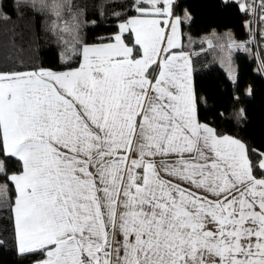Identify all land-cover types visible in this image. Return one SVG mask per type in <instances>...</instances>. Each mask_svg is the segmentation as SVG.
Listing matches in <instances>:
<instances>
[{"label": "snow or ice", "instance_id": "6c2138e0", "mask_svg": "<svg viewBox=\"0 0 264 264\" xmlns=\"http://www.w3.org/2000/svg\"><path fill=\"white\" fill-rule=\"evenodd\" d=\"M174 2L132 0L111 43L65 23L77 68L0 73L18 250L36 264H264V152L254 165L199 120Z\"/></svg>", "mask_w": 264, "mask_h": 264}, {"label": "trees", "instance_id": "16d2710c", "mask_svg": "<svg viewBox=\"0 0 264 264\" xmlns=\"http://www.w3.org/2000/svg\"><path fill=\"white\" fill-rule=\"evenodd\" d=\"M53 5L60 6L59 17ZM185 10L192 15L190 30L194 34L232 28L247 40L246 47L235 54V82L220 65L210 64L203 53L194 58L193 85L199 120L220 135L244 142L255 165L260 157L252 150L264 152V72L258 62L264 67V29L258 25L254 35L250 24L245 25L236 0H178L174 14ZM136 14L132 0H0V73L76 68L82 58L65 43L71 39L69 33L60 30L65 23L79 25V36L86 44L108 43L113 41L119 24ZM5 16L8 18H2ZM127 37L126 33V42ZM180 49L186 48L183 45L176 50ZM249 83L253 91L247 95ZM0 161L7 173L0 174V184L7 185L6 196H0V264H36L44 258L42 253L18 250L12 203L16 193L7 178L19 172L22 163L2 151ZM254 174H260L255 167Z\"/></svg>", "mask_w": 264, "mask_h": 264}, {"label": "rangeland", "instance_id": "374dc122", "mask_svg": "<svg viewBox=\"0 0 264 264\" xmlns=\"http://www.w3.org/2000/svg\"><path fill=\"white\" fill-rule=\"evenodd\" d=\"M243 16L245 19V25L248 27L249 25V19L246 15L245 11H243ZM173 17H180L181 24L179 26V32H180V47L185 46V50L183 52L189 57L190 64L192 63V55L199 56L202 55L203 52L207 51L210 56L213 58L212 64H218L221 68H223L230 80L236 81L237 80V66L235 62V54L238 51V48H240L244 43L245 39H242L243 37L237 36V48L235 44H232V42L229 40L230 38L234 39L235 34L234 30L232 28L227 29L225 32V35L218 36L216 33L217 31L215 29L211 31H204L200 33L199 35L192 33L191 29V20L192 15L185 10L182 14L178 13L177 15H173ZM184 34H186V39L183 38ZM210 42V43H209ZM196 43H201L200 47L194 46ZM175 51H181V50H175ZM192 68V67H191ZM193 79V75H192ZM251 90V93L253 91L252 84H248L246 87V93L247 95H250L248 93V90ZM240 115L243 117L244 112L241 109ZM5 185V184H0ZM117 239H121L119 234H117Z\"/></svg>", "mask_w": 264, "mask_h": 264}, {"label": "built area", "instance_id": "2783aa9c", "mask_svg": "<svg viewBox=\"0 0 264 264\" xmlns=\"http://www.w3.org/2000/svg\"><path fill=\"white\" fill-rule=\"evenodd\" d=\"M178 1V0H177ZM176 1V3H177ZM241 5H246L248 11H245L249 19V24L255 35L256 27L259 25L264 29V8L261 7V0H236ZM242 10V9H241ZM259 65L264 72L262 62L259 60Z\"/></svg>", "mask_w": 264, "mask_h": 264}, {"label": "crops", "instance_id": "0c3cea01", "mask_svg": "<svg viewBox=\"0 0 264 264\" xmlns=\"http://www.w3.org/2000/svg\"><path fill=\"white\" fill-rule=\"evenodd\" d=\"M176 1L177 0H175V2H174V4H173V15H175L174 14V8H175V5H176ZM119 31V30H118ZM217 32V34H218V36H223V35H225V32L224 31H219V30H216ZM226 31V30H225ZM118 33V32H117ZM202 33V32H201ZM234 34H235V38L234 39H232V38H229V40L232 42V44H235V46H236V48H237V35H236V33H235V31H234ZM242 39H244V38H242ZM246 40V39H245ZM111 42H114V41H111ZM111 42H108V43H111ZM99 44H103V43H99ZM246 44H247V40L245 41V43L240 47V48H238V51H240V50H243L245 47H246ZM90 45H95V44H90ZM194 46H196V47H200L201 46V43H196ZM181 51H183L184 49H180ZM205 55H207L208 56V58H209V63L211 64V63H213L214 61H213V58H212V56H210L209 54H207L208 52L207 51H205V52H203ZM195 55V54H194ZM194 55H192V63H191V67H192V75H193V70H194V58H195V56ZM82 62V61H81ZM79 67V66H78ZM77 68V67H76ZM47 69V68H46ZM74 69V68H73ZM48 70H52V69H48ZM68 70H70V69H67V70H52V71H55V72H62V71H68ZM28 71H33V70H28ZM235 82V81H234ZM211 126V125H210ZM212 127V126H211ZM169 159H172V158H169ZM159 161H160V158L158 157L157 158V163H158V165H159ZM210 227H211V225H210ZM210 260H212V259H215V258H209Z\"/></svg>", "mask_w": 264, "mask_h": 264}]
</instances>
